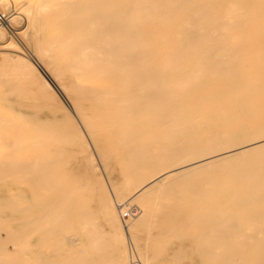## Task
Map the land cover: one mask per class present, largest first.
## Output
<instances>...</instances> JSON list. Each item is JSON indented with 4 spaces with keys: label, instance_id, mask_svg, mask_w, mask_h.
Wrapping results in <instances>:
<instances>
[{
    "label": "bare ground",
    "instance_id": "1",
    "mask_svg": "<svg viewBox=\"0 0 264 264\" xmlns=\"http://www.w3.org/2000/svg\"><path fill=\"white\" fill-rule=\"evenodd\" d=\"M124 201L141 264H264V0H0V264H131Z\"/></svg>",
    "mask_w": 264,
    "mask_h": 264
},
{
    "label": "rangeland",
    "instance_id": "2",
    "mask_svg": "<svg viewBox=\"0 0 264 264\" xmlns=\"http://www.w3.org/2000/svg\"><path fill=\"white\" fill-rule=\"evenodd\" d=\"M12 8H9L7 11H6V14H7V16H6V18H9L10 16H11V14H10V12L12 13V10H11ZM10 15V16H9ZM9 16V17H8ZM23 22L24 21H22V20H17V23H18V29L20 30V31H23V29L25 28V23L23 24ZM17 28V27H16ZM12 31H13V29H12ZM22 44L25 46V48L27 47L23 42H22ZM29 47H27L26 49H28ZM29 50H31V49H28V51ZM27 51V50H26ZM87 139H88V137H86ZM91 145V144H90ZM64 148V147H63ZM62 148V149H63ZM57 149V148H56ZM55 149V150H56ZM65 150H67L68 152H67V154H71L70 155V159L67 157V159L65 158L66 156H64L63 154V152H61V156H62V158H64V159H59V158H61V156L59 157L58 155H56L57 157H58V159H57V164L58 165H60L61 166V168L60 169H64L63 168V166L65 167V163L63 164L62 163V160H63V162L64 161H66V163L68 164V166H66L65 168V171L63 170H59V172H58V176H61L62 175V173L64 172H67V173H69V175L67 176L68 177V179H69V181H68V179H67V177H66V173H65V175H62V176H64V179L66 178V180L70 183V185L72 184V186H73V189H74V187L76 186V184H73L75 181H74V179L76 178V182H80L79 180H82L83 182H86L87 181V179L85 178V177H87V175L85 174H83L84 172L86 173V170L84 169L83 170V164L81 163V161H78V159L77 158H75V155H73L74 153H73V150L71 149V148H69L68 147V149H66V147L64 148ZM63 149V150H64ZM91 149H92V151H93V153H94V156H95V158H96V163L98 164V168H99V170H98V173L100 174V176H101V179H102V181L104 182V184L106 185V187H107V189H108V191H109V194H110V196L112 197V199L116 202V199H115V194H114V191H113V184H111L112 182H110L109 181V179L106 177L107 175L105 174V172H104V169H103V167H102V165H101V163H100V161H99V157H98V155L96 154L97 152L95 151V149L93 148V146L91 145ZM59 150V152H60V148L58 149ZM70 150V151H69ZM52 152H53V148H52ZM57 153H58V151H56ZM71 152V153H70ZM54 153V158H55V151L53 152ZM65 155H66V151H65ZM72 155H73V158L75 159H72ZM56 157V158H57ZM69 159V160H68ZM55 160V159H54ZM59 160H61V162L59 161ZM54 162H56V161H54ZM80 163H81V165H80ZM56 164V163H55ZM54 164V165H55ZM66 164V165H67ZM53 165V166H54ZM63 165V166H62ZM55 167H56V165H55ZM54 167V168H55ZM59 167V166H58ZM54 170V169H53ZM55 170H58L57 168L55 169ZM62 173H61V172ZM84 171V172H83ZM60 173H61V175H60ZM55 175H57L56 174V171H55V173H54ZM82 174V175H81ZM54 175V176H55ZM75 177L76 175H78V178H77V176L74 178L73 176ZM84 175V176H83ZM61 176V177H62ZM84 177V178H83ZM55 178V180H57V178L56 177H53V179ZM59 178V177H58ZM80 178H82V179H80ZM63 179V177H62V179H58L57 180V182H58V184H56L57 186L60 184V187L62 186V183L65 181ZM59 180H60V182H59ZM61 181H63L62 183H61ZM66 181V182H67ZM71 181H74V182H71ZM81 181V182H82ZM65 182V185L67 186V183ZM75 182V183H76ZM82 182V183H83ZM68 183V184H69ZM64 184V183H63ZM80 184V183H79ZM85 184V183H84ZM84 184H82L81 185V187H80V185H77L76 186V189H74V191L72 190V192H71V190H70V188H71V186H67V188L69 187V189H67L68 191H70V192H68V193H74L76 190H80V189H82V187H84L85 185ZM64 185V187H66ZM63 187V186H62ZM60 189V188H59ZM62 190H63V188H61ZM66 189V188H65ZM64 191V190H63ZM66 191V190H65ZM64 191V192H65ZM77 193H79L78 191H76ZM75 192V193H76ZM83 192V191H82ZM128 205H127V204ZM118 204V203H117ZM119 209H118V213H119V216H120V219H121V221H122V223H123V227H124V231H125V233H126V235H127V237H128V240H129V244H128V253H129V256H130V262H131V264H141L140 263V260H139V258L137 257L138 256V254H137V249H136V246H135V243H132L133 241H131L130 240V238H129V234H128V228H127V225H126V223H125V221H128V219H130V218H136V217H139L140 216V214H141V209H140V203H133L132 205H129V202L128 201H124V202H120L119 203ZM118 207V206H117ZM123 207V208H122ZM120 208H122L121 209V212H120ZM127 210V211H126ZM99 214V213H98ZM11 213H9V217H11ZM96 219H97V222H98V224H99V226L100 225H102V223H101V221H100V219L98 218V216H97V214H96ZM7 223H9V225L7 224ZM5 225H6V229H4V230H1V231H3V232H1L2 234H0V237H1V239L3 240V241H5L6 243H5V245H6V250H7V252H8V254H9V256H10V254H12V255H14V256H16L17 257V250L14 248V246H12V243L10 242V239H9V228H13V230H16L17 228L13 225H11V222L10 221H8ZM205 224H201L200 225V228H202V226L203 227H205L204 226ZM12 226V227H11ZM196 226L197 225H194L193 227V229H195L196 228ZM214 226V225H213ZM188 227V226H187ZM187 227H184L183 228V230L186 228L187 229ZM191 227V226H190ZM206 227H208V229L209 230H211L212 229V227H211V225L209 224V226H208V224H207V226ZM223 227V226H222ZM225 228H224V230H222V231H217L216 230V232H217V236H216V234L214 235V233H212V235H214V236H216V238H212V236H210V231L208 230H205V231H207V232H205V231H203V232H205V233H207L208 234V236H210L211 238H212V240H214V242L215 241H217V240H220V241H222V237L220 236V233L222 232L223 233V238H224V234H225V232L227 231L226 229L228 228V227H226V226H224ZM145 228V231L144 230H142V231H144L143 233H144V236L146 237V238H149L148 237V235L146 234V232L149 234V232H150V230H149V232H148V230L147 229H151V226L149 225H146L145 227H143L142 229H144ZM147 228V229H146ZM189 228V227H188ZM197 228L198 229H195L194 231H196V230H198L196 233H195V235H191V233H188V232H192V227L190 228L191 230H189V229H187V231H186V236H185V234L184 235H182V237H184V238H189V239H183V240H186V241H188V240H195V241H197V239H199V235L197 236L198 238H194V236H196L197 234H203V232L202 231H199V225L197 226ZM211 228V229H210ZM215 228V227H214ZM214 228H213V230H214ZM218 228H220V227H217V229ZM155 229V231H153V226H152V229H151V231H152V233H154L155 232V234H154V236L156 235V241H158L159 240V237L160 236H158L157 234V231H159V229H157V228H154ZM216 229V228H215ZM223 229V228H222ZM221 230V229H220ZM185 231V230H184ZM5 232V233H4ZM201 232V233H200ZM215 232V231H214ZM215 232V233H216ZM185 233V232H184ZM205 233L203 234V238H202V234L200 235V237L203 239V241H205L206 239L207 240H209L210 238L207 236V237H204V235H205ZM6 234V235H5ZM206 234V235H207ZM153 235V234H152ZM151 235V233H150V236H152ZM192 237L191 239H190V236ZM205 235V236H206ZM229 239H230V236L228 235V233H226L225 234ZM157 236H158V238H157ZM220 236V237H219ZM153 237V236H152ZM152 237H151V240H152ZM181 237V238H182ZM8 238V239H7ZM200 238V240L202 241V239ZM205 238V239H204ZM209 238V239H208ZM225 239L224 238V240H226V241H228L229 239ZM155 239V238H154ZM153 239V241H155ZM178 239H179V237H178ZM177 240V239H176ZM175 240V241H176ZM182 240V239H181ZM200 240H198L199 242H200V245H201V241ZM223 240V241H224ZM178 241H180V239L179 240H177L176 242H178ZM197 241V242H198ZM225 241V242H226ZM131 242V243H130ZM218 242V241H217ZM203 243V242H202ZM10 244V245H9ZM133 244V245H132ZM199 244V243H198ZM173 248V247H172ZM132 255L134 256V258H132ZM15 257V258H16ZM201 257V256H200ZM13 258V257H12Z\"/></svg>",
    "mask_w": 264,
    "mask_h": 264
}]
</instances>
